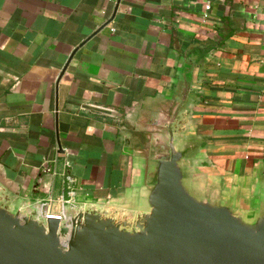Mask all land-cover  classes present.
<instances>
[{"label":"crops","instance_id":"crops-1","mask_svg":"<svg viewBox=\"0 0 264 264\" xmlns=\"http://www.w3.org/2000/svg\"><path fill=\"white\" fill-rule=\"evenodd\" d=\"M117 1L0 0V183L55 214L124 203L125 126L191 61L197 158L213 179L251 184L264 172V0Z\"/></svg>","mask_w":264,"mask_h":264},{"label":"water","instance_id":"water-1","mask_svg":"<svg viewBox=\"0 0 264 264\" xmlns=\"http://www.w3.org/2000/svg\"><path fill=\"white\" fill-rule=\"evenodd\" d=\"M195 91L189 61L125 126L135 184L124 203L75 199L58 220L0 183V264H264V172L246 187L209 176L186 127Z\"/></svg>","mask_w":264,"mask_h":264},{"label":"built area","instance_id":"built-area-1","mask_svg":"<svg viewBox=\"0 0 264 264\" xmlns=\"http://www.w3.org/2000/svg\"><path fill=\"white\" fill-rule=\"evenodd\" d=\"M206 8L208 9L209 7L206 6ZM71 197H74L75 194L73 191H70L68 193ZM41 212H42V215L46 218H53V219H58V220H62L63 219V216H62V212L61 213H58V214H55V213H51L49 211H47V204L45 203H42V206H41Z\"/></svg>","mask_w":264,"mask_h":264}]
</instances>
